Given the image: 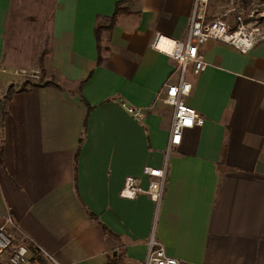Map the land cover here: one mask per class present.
<instances>
[{
    "label": "crops",
    "instance_id": "crops-1",
    "mask_svg": "<svg viewBox=\"0 0 264 264\" xmlns=\"http://www.w3.org/2000/svg\"><path fill=\"white\" fill-rule=\"evenodd\" d=\"M50 1L42 52L7 35L25 31L12 15L43 32L39 10L0 0V224L10 215L18 239L62 264H143L152 229L178 264H264V41L246 52L200 46L206 67L188 69L185 102L204 122L168 154L156 208L148 195L119 191L129 175L146 187L142 168L165 162L172 107L157 97L178 65L154 43L185 38L196 0ZM118 1L123 11L107 27ZM41 56L56 86L17 85L5 99ZM125 106L147 115L136 120Z\"/></svg>",
    "mask_w": 264,
    "mask_h": 264
},
{
    "label": "built area",
    "instance_id": "built-area-1",
    "mask_svg": "<svg viewBox=\"0 0 264 264\" xmlns=\"http://www.w3.org/2000/svg\"><path fill=\"white\" fill-rule=\"evenodd\" d=\"M206 0H196L189 27L183 40L167 39L170 49L158 47L161 36L156 38L154 45L173 58L178 65V78L174 82L163 84L161 99L172 107V117L166 146L165 162L160 167L144 166L142 173L148 177L146 187L141 185L139 178L126 176L119 191V196L134 199L139 194L148 195L158 208L166 187L167 157L172 148L179 145L185 129L200 126L204 122L202 114L185 102L191 90V82L186 79L190 68L193 74L200 73L206 62L200 46L208 40L225 43L240 52H246L254 45L264 41V29L256 21H245L241 14L234 17L231 24L226 14L212 19L205 16ZM126 111L136 120L142 118V111L136 106H125ZM18 226L10 215L3 217L0 224V256L7 254L8 264H36L39 257L49 264H62L51 253L40 246L31 249L30 240L18 239ZM143 264H178V260L166 254L164 247L155 237L154 229L147 238V251Z\"/></svg>",
    "mask_w": 264,
    "mask_h": 264
},
{
    "label": "rangeland",
    "instance_id": "rangeland-1",
    "mask_svg": "<svg viewBox=\"0 0 264 264\" xmlns=\"http://www.w3.org/2000/svg\"><path fill=\"white\" fill-rule=\"evenodd\" d=\"M218 6L220 8L219 15L226 14V19L232 24L234 22V17L238 14H241L243 16V19L245 21H251L254 20L257 22V24L264 29V0H206V9H210V7ZM28 9V10H34L37 9L40 12V27L44 29L43 32L39 31L38 34L30 32V28L32 24L30 17H22V18H15L13 15L10 17V21L13 19L21 20L22 28L21 30L25 31L22 33L14 32L13 30L8 32V38L11 40L13 39H21L26 42L27 46H37L38 51H45L46 47L42 48L44 44H46L48 33L46 31L45 25L47 24V20L49 18V11L51 9V1L50 0H14L12 9L18 10V9ZM35 14V13H34ZM217 15V16H219ZM215 16V17H217ZM214 17L207 16L206 19H212ZM17 22V21H16ZM35 26H32V28ZM44 43V44H43ZM20 80L17 81L15 86L20 85L23 80L26 77H29L33 79L34 81H38L40 77V69L37 72H24L21 73L19 76ZM26 86H29L26 85ZM158 100L164 104L163 100L161 99V96L157 97ZM144 115H147V112L142 111V117L144 118Z\"/></svg>",
    "mask_w": 264,
    "mask_h": 264
},
{
    "label": "trees",
    "instance_id": "trees-1",
    "mask_svg": "<svg viewBox=\"0 0 264 264\" xmlns=\"http://www.w3.org/2000/svg\"><path fill=\"white\" fill-rule=\"evenodd\" d=\"M121 1H118L115 3V7H114V11L112 13V15L110 16V21H109V24L107 27H110L112 26L116 19H117V16L118 14H120L123 10L120 9L119 5H120ZM95 36H96V40L98 41L99 39V29H96L95 30ZM98 47V56H97V63L100 64L101 63V57L99 55V51H100V48H99V45L97 46ZM41 60H42V56L40 57V60H39V67H40V77H39V80L38 81H34L33 79L29 78V77H26L23 82L20 84L18 90H25L26 88V85H30V86H33V87H42V86H47V85H55L56 84L53 82L52 79H49V80H45L44 79V71L43 69L41 68ZM84 81H81V84L83 83ZM15 84L13 82H11L7 88H6V92H5V95H4V98L5 99H8L10 94L15 91Z\"/></svg>",
    "mask_w": 264,
    "mask_h": 264
},
{
    "label": "bare ground",
    "instance_id": "bare-ground-1",
    "mask_svg": "<svg viewBox=\"0 0 264 264\" xmlns=\"http://www.w3.org/2000/svg\"><path fill=\"white\" fill-rule=\"evenodd\" d=\"M158 45L160 46V47H162V48H164V46H163V42H158ZM171 46V45H170ZM164 49H167V48H164ZM170 49V48H169Z\"/></svg>",
    "mask_w": 264,
    "mask_h": 264
}]
</instances>
